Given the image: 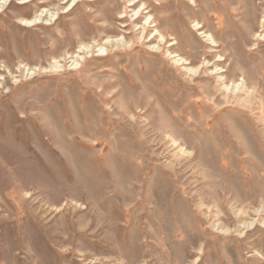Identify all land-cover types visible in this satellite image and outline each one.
<instances>
[{"label":"rangeland","instance_id":"rangeland-1","mask_svg":"<svg viewBox=\"0 0 264 264\" xmlns=\"http://www.w3.org/2000/svg\"><path fill=\"white\" fill-rule=\"evenodd\" d=\"M130 1L0 9V264H264V0Z\"/></svg>","mask_w":264,"mask_h":264},{"label":"bare ground","instance_id":"bare-ground-1","mask_svg":"<svg viewBox=\"0 0 264 264\" xmlns=\"http://www.w3.org/2000/svg\"><path fill=\"white\" fill-rule=\"evenodd\" d=\"M7 0H1V3H0V9H1V7H3L4 6V4H5V2H6ZM22 1V0H21ZM135 1L136 0H131L130 1V4H129V6H132V5H134L135 4ZM193 4L195 3V0H190ZM65 2V1H64ZM69 3V2H68ZM72 4V3H71ZM70 5V4H69ZM145 4L142 2V5L138 8V10L135 12V14L137 15L140 11H142L143 9H144V6ZM143 7V8H142ZM45 11V9H42L39 13H38V15H36V16H34V17H32V18H29V19H21L20 21H21V24H23V25H25V26H32V25H34V24H36V23H38L39 21H40V19H41V15L43 14V12ZM65 11V10H64ZM134 11H135V9H134ZM49 13V12H48ZM147 13V12H146ZM59 15V14H58ZM50 16H51V18H53L54 17V14H52V13H50ZM142 16V15H141ZM56 18V17H55ZM54 18V19H55ZM151 18V15H148V16H146L145 17V19L144 20H147V19H150ZM47 21V20H46ZM146 22H148V21H146ZM264 23V16L262 17V20H261V24H263ZM38 24H40V23H38ZM140 24V23H139ZM126 26V25H125ZM142 26H143V24H142ZM124 27V26H123ZM140 27V26H139ZM153 27V26H152ZM193 27L194 28H192L193 30H195L196 32H197V34L198 35H200L202 38L204 37V41H209V43H210V45L211 46H216L215 44H216V42L213 40V38H212V36L209 34V33H205L204 31H201V29H202V25H200L199 24V22H194L193 23ZM143 29H144V27H143ZM152 31V30H151ZM156 31V33H158V31L157 30H155ZM145 32V31H144ZM147 32V31H146ZM145 32V33H146ZM144 35H146V34H144ZM149 35H150V33H149ZM153 36L152 37H154L155 36V34H152ZM159 35V37H160V41H162V40H164V36L163 35H161L160 33L158 34ZM255 36L256 37H260V33L259 34H255ZM150 38H151V36H150ZM153 39V38H152ZM173 41V40H172ZM105 42H110V38L108 37L106 40H105ZM153 44V43H152ZM175 45V42H170V44L168 45V46H174ZM219 45V44H218ZM210 46V47H211ZM85 47H87L86 45H81L80 47H79V49H84ZM153 48V47H157V46H155V45H150V46H148V48ZM158 48V47H157ZM98 51H107V47L105 46V45H101V46H98ZM90 52V51H89ZM167 54H168V57L176 64V65H186V64H189V62L187 61L188 59H185V58H183V57H181V56H179L177 53H175V52H167ZM74 55V54H73ZM75 56V55H74ZM79 57V56H78ZM224 58L221 56V55H219L218 56V60H223ZM209 62V61H208ZM58 62L57 61H55V64L57 65L55 68H57L58 67V64H57ZM206 63V62H205ZM72 64H74V65H77L78 64V62H73ZM207 64V63H206ZM205 66V65H204ZM184 67V66H183ZM198 68H200L199 66H197V67H195V68H193V67H185V69L187 70V71H189V72H195ZM43 70H46L45 68L43 69ZM199 70V69H198ZM228 70L226 69V68H224L223 66H218V65H214L213 66V68L211 69V74H214L215 75V77H216V79H217V82H218V85H220V87H221V89L224 91V93H225V95H226V97H230V96H232L233 98L235 97V96H237L240 92H246L247 90H246V82H245V80H244V76H240L239 77V79L238 80H236V81H234V82H226L225 80H226V77L224 76L225 74H223V73H225V72H227ZM200 73V72H199ZM231 81H233V80H231ZM0 85H1V82H0Z\"/></svg>","mask_w":264,"mask_h":264}]
</instances>
